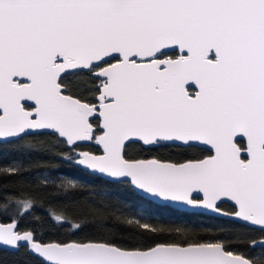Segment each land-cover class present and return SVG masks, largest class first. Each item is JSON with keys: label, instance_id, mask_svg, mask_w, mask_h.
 <instances>
[{"label": "snow or ice", "instance_id": "obj_1", "mask_svg": "<svg viewBox=\"0 0 264 264\" xmlns=\"http://www.w3.org/2000/svg\"><path fill=\"white\" fill-rule=\"evenodd\" d=\"M70 70L99 80L98 103L72 94ZM97 116L98 135L90 120ZM31 130H51L71 148L59 153L64 159L133 195L264 232V0H0V147ZM93 140L103 154L77 152V142ZM135 142H199L214 154L182 163L139 159L127 151ZM19 171L0 167V178ZM58 187L67 194L78 185ZM225 199L234 202L231 212L220 206ZM16 204L21 216L34 208L31 200ZM122 224L174 238L134 248L107 237L41 244L31 231H16L13 219L0 224V244L27 242L46 264H264V239L251 241L259 255H245L181 227Z\"/></svg>", "mask_w": 264, "mask_h": 264}, {"label": "trees", "instance_id": "obj_2", "mask_svg": "<svg viewBox=\"0 0 264 264\" xmlns=\"http://www.w3.org/2000/svg\"><path fill=\"white\" fill-rule=\"evenodd\" d=\"M176 51L169 55L175 56ZM110 62V61H109ZM65 77L72 94L94 103L99 80L88 70L72 71ZM96 131L99 117L90 118ZM31 141L34 147L25 146ZM241 143H244L241 140ZM87 149L100 152L96 142L78 143L77 152ZM130 156L157 157L175 162L201 158L209 150L196 145H178L165 142L145 146L141 142L128 145ZM71 148L51 131L33 132L25 140H16L0 147V167L19 166L17 175L0 178V220L18 221L17 229L29 230L35 239L42 242L98 239L107 237L122 247L147 246L154 241L174 238L168 234L151 236L147 231L136 227L123 226L124 218L140 219L157 227H181L200 240H227L230 247L245 255H259L261 249L251 241L264 237L260 228L250 226L234 218L183 210L168 204L157 203L142 195H133L125 185L106 183V178H97L74 162L68 161L59 153H70ZM44 179L47 184L42 183ZM74 181L78 188L67 194L61 187L67 181ZM17 200H31L34 208L21 216ZM6 206V207H5ZM231 212L233 205H221ZM63 213L67 222L58 223L49 210ZM119 218V219H118ZM72 223H81L79 230L71 228ZM111 231L106 232L104 229ZM0 264H45L26 246L20 245L15 251L0 248Z\"/></svg>", "mask_w": 264, "mask_h": 264}, {"label": "water", "instance_id": "obj_3", "mask_svg": "<svg viewBox=\"0 0 264 264\" xmlns=\"http://www.w3.org/2000/svg\"><path fill=\"white\" fill-rule=\"evenodd\" d=\"M176 52H177V54H178V51H176ZM177 54H176V55H177ZM110 62H114V61H110ZM102 66H103V65H102ZM72 71H74V70H70V72H72ZM94 103H98V101H96V102H94ZM27 104H28L29 106H32V105L34 104V102H32V101H28ZM100 120H102V118L99 117V122H100ZM40 131H51V130H31V133H33V132H40ZM51 132H52V131H51ZM243 141L246 142V138H244ZM87 142H89V141H79V142H77V144H78V143H87ZM141 143H142V142H141ZM169 143H174V144H178V145H184L182 142H169ZM191 145H196V146H200V147H204V148L208 149L210 153L207 154L206 156L214 154V149H212L210 145H204V144H201V143H199V142H192ZM98 146H99L100 149H101L100 152H92V151H89V150H87V149H82V150H80L79 152L87 151V152L92 153V154H95V155H101V154H103V148H102L101 145H98ZM145 146H152V145H145ZM204 157H205V156H204ZM204 157H201V158H194V159H187V160L203 159ZM151 158H153V157H141V158H139V159H151ZM156 158H157V157H156ZM158 159H159V158H158ZM160 160H162V159H160ZM187 160L180 161V162H177V163H182V162H185V161H187ZM164 161H170V160H164ZM172 162H175V161H172ZM79 166H80V165H79ZM81 167L84 168L83 166H81ZM84 169H85V168H84ZM86 170H87V169H86ZM87 171L93 173L91 170H87ZM194 195H197V198H200V196H202V194H194ZM147 198L151 199L150 197H147ZM151 200H153V199H151ZM153 201H155V202H157V203H160V204H168V205H170V206H173V207H175V208H179V209H183V210L197 211V212H202V213H206V214L218 215V216H223V217H230V216H225V215H222V214H216V213L212 212L211 210H206V209H193V208H191V207H189V206H185V205H183V204L180 203V202L164 203V202H162V201H160V200H153ZM224 202H228V203H230V204H232V205L234 206V202H232V201H229V200L225 199ZM222 209H223V208H222ZM223 210H224V209H223ZM224 211H225V212H229V211H226V210H224ZM230 218H232V217H230ZM234 219H236V218H234ZM236 220H238V219H236ZM238 221H239V220H238ZM240 222H242V221H240ZM11 223H12V221H2V220H0V224H5V225H7V224H11ZM243 223H245V222H243ZM245 224H248V225H250V226H253V225H251V224H249V223H245ZM254 227L260 228V226H254ZM16 231H18V232H20L21 234H23L25 231H29V230H19V229H16ZM262 239H264V237L259 238V239H257L256 241H260V240H262ZM34 241H38V242H40L41 244H47V243H50V242H56V241L42 242V241H39V240H37V239H35V238H34ZM18 244H19V245H24V246H26L27 249H28L31 253H33V254H35L36 256H38V257H39V258H40V259L46 264V261H44V259H43L42 257H40L39 254L35 253L33 250L30 249V247L28 246V243H27V242H18ZM0 248L6 249V250H10V251H15V250H17L19 247H13V246H7V245L0 244Z\"/></svg>", "mask_w": 264, "mask_h": 264}, {"label": "flooded vegetation", "instance_id": "obj_4", "mask_svg": "<svg viewBox=\"0 0 264 264\" xmlns=\"http://www.w3.org/2000/svg\"><path fill=\"white\" fill-rule=\"evenodd\" d=\"M243 141V140H242ZM244 142V141H243ZM245 143V142H244Z\"/></svg>", "mask_w": 264, "mask_h": 264}]
</instances>
